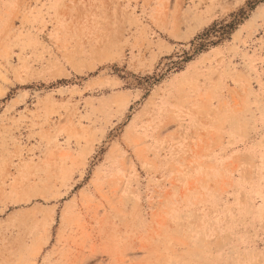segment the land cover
Returning a JSON list of instances; mask_svg holds the SVG:
<instances>
[{
    "label": "rangeland",
    "instance_id": "374dc122",
    "mask_svg": "<svg viewBox=\"0 0 264 264\" xmlns=\"http://www.w3.org/2000/svg\"><path fill=\"white\" fill-rule=\"evenodd\" d=\"M0 264H264V0H0Z\"/></svg>",
    "mask_w": 264,
    "mask_h": 264
},
{
    "label": "crops",
    "instance_id": "0c3cea01",
    "mask_svg": "<svg viewBox=\"0 0 264 264\" xmlns=\"http://www.w3.org/2000/svg\"><path fill=\"white\" fill-rule=\"evenodd\" d=\"M112 109H114V107H112ZM116 109L120 108L116 107ZM116 114L121 116L120 112H117ZM117 118L118 117L110 119L108 118L107 114L98 113V120H100L101 124L108 123V121H112ZM138 137V143L134 146L135 151H140V148L145 146L150 147L151 143L163 142L159 138H153V136L148 134H141ZM159 145L163 146L162 144ZM121 146L123 145L114 144L111 147L108 146L105 148L102 164L100 166L102 172L108 173V171L112 170L109 167L110 163H115L122 160L121 157L123 156L118 153ZM171 191H173V189L166 182L160 181L155 183L145 181L141 184L135 180L133 184L124 183L122 185L119 183L118 186L111 191V193H115L116 198L119 199H134L150 210H168L171 206V201L168 198V195Z\"/></svg>",
    "mask_w": 264,
    "mask_h": 264
}]
</instances>
